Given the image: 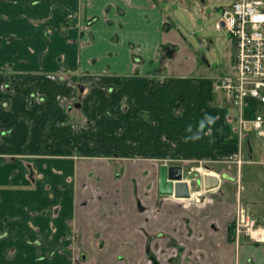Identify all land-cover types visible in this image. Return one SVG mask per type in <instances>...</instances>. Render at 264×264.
Returning <instances> with one entry per match:
<instances>
[{"label":"crops","instance_id":"obj_1","mask_svg":"<svg viewBox=\"0 0 264 264\" xmlns=\"http://www.w3.org/2000/svg\"><path fill=\"white\" fill-rule=\"evenodd\" d=\"M164 1L0 0V264H264V242L236 237L214 199L246 150L264 166V139L241 149L238 108L215 99L233 52L216 73L207 60L168 73ZM172 1L219 19L229 3ZM205 114L211 135L185 142ZM162 165L183 169L190 199L160 196ZM204 174L219 187L205 192ZM248 190L264 223V175Z\"/></svg>","mask_w":264,"mask_h":264},{"label":"rangeland","instance_id":"obj_2","mask_svg":"<svg viewBox=\"0 0 264 264\" xmlns=\"http://www.w3.org/2000/svg\"><path fill=\"white\" fill-rule=\"evenodd\" d=\"M162 7L165 9L166 14H168L169 16L168 30L164 34V43L167 45V47H169V52H167L168 57H166L165 61V68H172L168 71V73H188L190 71V68L195 65L198 69L207 70L210 68H208L206 60L214 62V60H216V57L224 55L226 57H229V55H231V53L233 52V44L228 34L225 31L217 32L214 30V24L218 21L221 15L220 12L213 14L214 12H212V10H209V13L212 14V18H207V13H200L196 9V7L193 9L192 5H189L188 8L190 11L188 10V8L187 10H185L184 7H182L177 1L172 0H165L164 2H162ZM210 40H214L215 42L212 46H210L209 44ZM163 49L165 50V47H163ZM211 67L213 68V72L215 73L217 72V69L221 71L219 65L215 64V62L211 64ZM194 72L195 70L192 71V73ZM223 74L225 75L226 72H223L222 70V75ZM215 92V99H218L222 96V93L220 91ZM255 103L256 102L254 101V104ZM247 112L248 115L244 116V118H252L253 110L250 109ZM260 112L262 115H264V106ZM251 140L254 148L261 146L264 141L255 138L253 135L251 137ZM246 151L240 158L242 160H238L235 164L236 169L238 170L239 179L237 177L236 180H234L236 182H234L233 184L223 181L222 189L214 194L215 200L220 202L222 205H226V217H229L230 212H234V226L232 225V228H230V230L231 232L235 231V236L239 235L238 237H249V232L247 233L245 221H243L242 223L239 221L237 222L236 216L237 214H239V211L241 213V210H244L245 216H248L249 218L254 220V218H252L250 214L246 213L247 211L245 210L244 202L245 200H247V193H249L248 188L252 185V183L255 185L256 183H259L262 176L264 175V166L262 164L248 163L249 160L261 161L259 160V157L255 155L253 158H250L246 154ZM200 169H202L204 173L207 172L206 168ZM192 177V188L194 191H198V189L195 187V179L198 178L201 180V176L193 175ZM135 178H137L139 182H142V178H140L139 176H135ZM241 179L242 185H240L239 183ZM206 197L208 200H213V197L211 198V196L207 194ZM263 197L264 194L262 196L258 193V191L255 194V200L261 201L264 204ZM260 223L257 222L258 225L264 224L263 221H260ZM217 227L220 228V225H217ZM165 257L166 256H164V258ZM141 259L142 261L144 260V258ZM190 259L193 262L200 261V258L197 256L191 257ZM168 262L170 263V261ZM162 263L167 264V261H163ZM198 263L199 262H195L194 264Z\"/></svg>","mask_w":264,"mask_h":264},{"label":"built area","instance_id":"obj_3","mask_svg":"<svg viewBox=\"0 0 264 264\" xmlns=\"http://www.w3.org/2000/svg\"><path fill=\"white\" fill-rule=\"evenodd\" d=\"M228 2L214 30L225 31L230 37L233 59L231 71L217 80L216 89L239 110L236 120L242 149L244 136L249 133L264 139V115L260 112L264 106V0ZM254 101L257 105H252ZM250 109L253 117L244 118L245 111ZM238 221H245L248 229L255 226V220L243 213L237 214Z\"/></svg>","mask_w":264,"mask_h":264},{"label":"water","instance_id":"obj_4","mask_svg":"<svg viewBox=\"0 0 264 264\" xmlns=\"http://www.w3.org/2000/svg\"><path fill=\"white\" fill-rule=\"evenodd\" d=\"M221 25L223 23L221 22ZM247 147L251 150V145L247 141ZM202 187L205 192L215 190L220 185V178L211 174L203 175ZM196 188L201 186L200 181H196ZM159 194L160 196H172L176 199H190V186L183 180V169L179 166L162 165L159 169ZM200 200L203 197L200 196Z\"/></svg>","mask_w":264,"mask_h":264},{"label":"flooded vegetation","instance_id":"obj_5","mask_svg":"<svg viewBox=\"0 0 264 264\" xmlns=\"http://www.w3.org/2000/svg\"><path fill=\"white\" fill-rule=\"evenodd\" d=\"M33 100H35V101L37 100V102L39 103V101H42L43 99H42V97H39L37 95V93L35 92ZM69 106L72 107V105H69ZM167 197H171V196H167ZM202 197H203V195H202ZM204 200H205V198L203 197V200H198V201L200 202V201H204ZM241 211L245 215V211L244 210H241ZM236 220H237V218H236ZM233 226H234V224H233ZM248 235H249L250 239L256 241L257 243L264 242V226H263V224L262 225H260V224L258 225L257 221L255 220V226L253 227V233L252 234L248 233ZM238 236L239 235H236V237H238ZM146 260L149 262V264H157L158 263L157 259L154 256H149L148 255V256H146ZM168 261H172V258H169Z\"/></svg>","mask_w":264,"mask_h":264},{"label":"clouds","instance_id":"obj_6","mask_svg":"<svg viewBox=\"0 0 264 264\" xmlns=\"http://www.w3.org/2000/svg\"><path fill=\"white\" fill-rule=\"evenodd\" d=\"M216 118L209 115L205 114L203 118L199 121L198 123V129H197V134L187 137L185 139V142H188L189 140L195 141L201 138L200 133H205L207 135H211L212 132V126L215 124ZM189 132H191V126L187 129ZM206 130V132H205Z\"/></svg>","mask_w":264,"mask_h":264},{"label":"bare ground","instance_id":"obj_7","mask_svg":"<svg viewBox=\"0 0 264 264\" xmlns=\"http://www.w3.org/2000/svg\"><path fill=\"white\" fill-rule=\"evenodd\" d=\"M220 179H221V178H220ZM239 213H240V212H239ZM241 213H242V211H241ZM246 229H247V230H249V233H250V234H252V233H253V228H252V229H251V228H250V229H248V228L246 227ZM247 232H248V231H247Z\"/></svg>","mask_w":264,"mask_h":264},{"label":"trees","instance_id":"obj_8","mask_svg":"<svg viewBox=\"0 0 264 264\" xmlns=\"http://www.w3.org/2000/svg\"><path fill=\"white\" fill-rule=\"evenodd\" d=\"M230 228H232V226H230Z\"/></svg>","mask_w":264,"mask_h":264}]
</instances>
